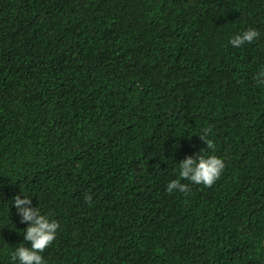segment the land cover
Here are the masks:
<instances>
[{
    "label": "trees",
    "instance_id": "16d2710c",
    "mask_svg": "<svg viewBox=\"0 0 264 264\" xmlns=\"http://www.w3.org/2000/svg\"><path fill=\"white\" fill-rule=\"evenodd\" d=\"M261 71L264 0H0V264L17 195L46 264H264ZM199 154L220 178L169 193Z\"/></svg>",
    "mask_w": 264,
    "mask_h": 264
},
{
    "label": "clouds",
    "instance_id": "9594fccd",
    "mask_svg": "<svg viewBox=\"0 0 264 264\" xmlns=\"http://www.w3.org/2000/svg\"><path fill=\"white\" fill-rule=\"evenodd\" d=\"M259 35L256 30L249 28L243 33L236 35L231 39L230 43L235 47H240L245 42L252 43ZM259 74L264 75V71ZM256 79L258 83L264 84L258 77ZM208 132H211L210 127L203 129V134L200 137L207 145V149L214 151V141L207 139V135L204 134ZM225 166L223 159L218 158L216 155L205 156L199 154L195 160L188 158L180 164L179 179L171 181L167 185V191L171 193L173 190H178L186 194L189 191L188 185L182 184L181 180H189L195 184L212 187L216 180L220 178ZM13 199V206L22 217L21 223L28 222L30 224L24 232V241L30 243V247H25L21 244L15 252H12V264H46L42 253L56 239L57 230L60 227L59 223L50 220L46 215H42L39 208L27 207L26 205H31V199L26 197L21 199L19 195ZM85 199L90 202L92 197L86 195Z\"/></svg>",
    "mask_w": 264,
    "mask_h": 264
}]
</instances>
